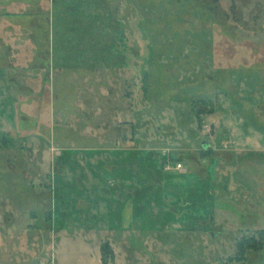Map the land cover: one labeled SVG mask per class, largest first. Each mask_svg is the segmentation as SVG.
I'll return each mask as SVG.
<instances>
[{"label":"rangeland","instance_id":"374dc122","mask_svg":"<svg viewBox=\"0 0 264 264\" xmlns=\"http://www.w3.org/2000/svg\"><path fill=\"white\" fill-rule=\"evenodd\" d=\"M206 1L0 0V264H264V0Z\"/></svg>","mask_w":264,"mask_h":264},{"label":"trees","instance_id":"16d2710c","mask_svg":"<svg viewBox=\"0 0 264 264\" xmlns=\"http://www.w3.org/2000/svg\"><path fill=\"white\" fill-rule=\"evenodd\" d=\"M260 245H261L260 243H258V244H256V243H246V244H244V243L240 242L238 244V250L240 251L239 253L242 256L243 255L242 252H244L245 250H255V251H258Z\"/></svg>","mask_w":264,"mask_h":264},{"label":"flooded vegetation","instance_id":"af4514ba","mask_svg":"<svg viewBox=\"0 0 264 264\" xmlns=\"http://www.w3.org/2000/svg\"><path fill=\"white\" fill-rule=\"evenodd\" d=\"M206 3H207V1L206 0H204ZM205 6H207L206 4H204ZM208 7V6H207ZM254 240V239H253ZM251 241L250 242V239H242V240H240L239 242H238V244L240 243V242H242V243H244V244H246V243H255V240L254 241ZM238 244H237V246H236V250H237V254L238 255H240V251L238 250ZM257 244V243H256ZM260 244H261V242H260ZM259 250H261V245L259 246ZM252 251H255V250H245L244 252H242L243 253V255L241 256V258H246V256H247V254L246 255H244L246 252H252Z\"/></svg>","mask_w":264,"mask_h":264},{"label":"built area","instance_id":"2783aa9c","mask_svg":"<svg viewBox=\"0 0 264 264\" xmlns=\"http://www.w3.org/2000/svg\"><path fill=\"white\" fill-rule=\"evenodd\" d=\"M182 168H183V165L181 163H177V164H175L173 169H170L169 167H167V170H169V171H173V170L174 171H180V170H182Z\"/></svg>","mask_w":264,"mask_h":264},{"label":"water","instance_id":"95a60500","mask_svg":"<svg viewBox=\"0 0 264 264\" xmlns=\"http://www.w3.org/2000/svg\"><path fill=\"white\" fill-rule=\"evenodd\" d=\"M32 264H39L37 260L33 261Z\"/></svg>","mask_w":264,"mask_h":264}]
</instances>
